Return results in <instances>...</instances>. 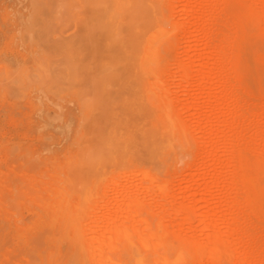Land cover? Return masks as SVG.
Here are the masks:
<instances>
[{
  "label": "rangeland",
  "instance_id": "374dc122",
  "mask_svg": "<svg viewBox=\"0 0 264 264\" xmlns=\"http://www.w3.org/2000/svg\"><path fill=\"white\" fill-rule=\"evenodd\" d=\"M189 1L191 0H0V264H36L35 262L40 259L41 255L44 254L43 251L45 252L49 247L46 236H48V234L52 230L63 227L65 220L69 221L71 224L81 223L82 225L80 224V227L82 228H84L83 224L85 223V227L87 228V230L90 227L103 229L110 226L109 224H111V222L109 221L111 219L109 220V218H111L116 209L118 210V207L119 209L121 207H124L122 206L124 201L123 197L127 198V195L135 194H140L141 197L144 196L142 200L146 198V208L148 206H151L150 208L153 210L152 212V210L148 207L149 210H145L143 212V216L141 215V213L139 215V212L137 213L139 216L133 212L134 215H137L135 218L136 220L137 217L144 219H138L137 222L138 225L141 223L140 226H145L146 224H148L151 227H156V224L158 226V222L161 221L160 223L162 224V227H182L183 230H185L186 228L188 229L190 226L193 227L195 225L194 228L198 229L200 227L201 229L202 223L203 225H206V223L209 221L208 219H210L212 216V218L214 219L211 220L214 222L216 221L215 225H217V227H215L221 229V231H223V234L228 235L231 224H229L227 221H224L223 218H230V215L232 216V214H225L228 213L225 210H228V206H230L232 202H234L235 205L238 204L237 206H234L237 209L242 206L240 208L241 210L239 209L238 211V213L240 212L239 215L241 216L242 220L239 219L240 227L239 230L236 231V235L238 234L237 238L241 237L243 239L242 241L245 243L244 245H242V247H236L235 250L239 252L236 251L235 253L234 250V253L236 254L234 255V257L239 256L237 259L241 261L246 252L245 250L251 249V251H253L255 255L253 261L248 264H264V252H262L264 251V210H262V213L260 214L262 216L260 217L261 219H259L258 215H256L258 213L256 209H252L256 213L254 211H251L250 208L248 211V209H246L248 206V197L246 196L248 195V192L243 193L246 192L245 188L244 191L241 190L239 191L240 193L237 192L236 194L231 192L230 190L228 191L230 180L227 179L234 169V171H236V169L238 168V172H241V169H239L240 166L238 167V162L231 161L233 163H230L228 160V155L230 154V150L232 148L239 150L241 149L243 151L245 150L244 152L249 157V160L253 161V163L259 156L262 157H259L258 159L261 158V160L264 161V34L259 31V26L261 27V25L259 24L264 19L263 16H261L262 20L259 17L264 13V0H232V2L230 0H222V2L225 3L224 5L221 3V7L219 6V8L216 9H207V16L209 20L207 22L208 26L206 25L205 27L208 29H214L220 34L223 33L222 35L225 36V39L227 41V48L225 50V54L227 56H225V62L229 69L227 72V76L231 78V80L233 78V83L235 82L233 88H230L229 85L224 88L223 95L220 98H216V94L218 92L217 88L212 89L209 94L202 96V93L206 89L207 83H195L190 79H188L187 81L183 80L182 82L180 76H178L179 74L176 70L177 67L175 68L174 62H177L175 61L177 57V59L179 60L187 59L188 61H190L193 65V68H195L196 70L201 69L204 64L201 59L202 55H206L207 57H209V67H211V70L217 67V65L215 64V54L210 49L209 45L210 43H214L215 38L203 37L205 28L203 23L198 22L200 11L196 7L197 5L194 3L196 1L193 0V7L190 10L191 12H189V8L187 7V3ZM233 2L234 6H232V4V7L230 8L229 6ZM207 7L208 6H206V8ZM262 10L263 13L261 12ZM252 12L255 15H258L259 12L262 13L258 17H254L256 18L257 23L253 20ZM235 20H239L240 22L236 21L239 24L244 23V25L242 26L240 24L241 27L238 25V23H236L235 25H238L236 28L240 29V31H237V34H235V36H239L238 40L241 44L240 49L228 43V40L231 38L229 37L231 36V33H229L231 29L230 24H232V21H234L233 24H235ZM228 23L229 25H227ZM214 24H218L216 26L217 28L214 26ZM189 30H191V34L193 36L191 34L189 36L184 35ZM244 34H247V37L245 36L244 38ZM126 35H128L129 38H127ZM141 35L143 36L141 37ZM226 35L228 36V38H226ZM136 36H139L141 38L139 39ZM154 36L157 38L159 45H161V51L166 55L167 61H170L169 63L172 64H168V66L171 67H169V69L172 70H170V72L168 73L169 75H171L168 76L169 78L166 77L167 75H165L166 81L164 82L169 87L167 89V93L166 89H160L161 92L164 91L163 94L159 93V89L152 88L155 91V94L151 93L153 91L152 89L151 91H149V94L151 93V98L149 99V102L148 100L146 101L147 105H149L150 107L154 106L152 107V109L160 112L161 108L164 107L162 105L166 104L165 106L167 110L173 116H176V118L178 119L183 118V120L180 119V121L190 124L191 133H187V131H185L186 135H183V140H185L184 142L181 138L183 137L182 134L184 132H182V130L184 129L175 128L173 133L175 148L170 151L171 153L169 152L164 156L162 155L159 159L145 160V156L140 153L141 151H143L141 146H138L136 148L133 144H131L133 146L132 149L130 148V146H126L125 149L117 148V143L114 140V133L112 132L113 126L115 125V120H113L114 116L112 114L114 112V109H121V106H123V104L124 107L127 108V99L125 102L126 96L128 95L131 99V97L136 94L135 92L137 89L127 87V85L124 84L121 85L122 88H119V83H117L118 87H116L115 81H112L111 78H109L110 76L108 73V75H106L109 76L107 79L106 76L100 75L101 73H98V75L94 74L95 76H97L96 78L94 75H90L91 73L93 74L95 70L94 66H98L96 60L99 58L96 59V55L97 57L101 56L104 58V56H106L105 54H109L107 56V59L109 60V57L111 55H122L126 54L125 52L127 51V54H130V51L132 53L131 49L133 47L134 50L137 49L138 46V49L142 51V46L145 45L148 37L149 39L151 37L154 39ZM25 37L28 39H25ZM97 37H99L100 39ZM131 37L133 39L129 40L131 39ZM191 38L192 40H195L196 47L190 57L188 56L187 46L191 44V41H188ZM98 40H100V42ZM57 41H59L60 43H58ZM129 41L132 42L129 43ZM137 41L143 42H139L140 45H138L136 44ZM79 42H81V46L77 45V43ZM126 42L129 43V45ZM134 43L136 45H134ZM86 45L88 48L86 47ZM57 47L60 49H58ZM102 47L107 48V51L106 49H104V51H106L104 52ZM127 47L129 49L126 50ZM86 48L88 50H86ZM48 49L51 50L48 51ZM59 50L61 51L60 53H58ZM85 50L87 52H85ZM95 50L97 51L95 52ZM233 50H236V52H240L241 54H243L242 58H244L239 65L240 71H237L238 68H234L236 67L234 66V61L229 57L230 54L231 56H233L236 53ZM115 51H117V53ZM44 52L49 56H47ZM48 52L50 53L48 54ZM54 58H58L60 62H58V59L57 61L55 59L53 62L56 61V63L58 64L53 63L51 59ZM69 58L70 63L68 64ZM83 58H86L87 61L89 60V62L91 61L90 63L93 66ZM93 58H95V60ZM63 59H65V62ZM104 59H106V57ZM106 60H102L104 64H101L100 62L99 63L101 65H106ZM61 61L65 64H63ZM61 63L63 67L60 65ZM52 64H54V66ZM50 65H52V67ZM69 65H72V67L70 66V69L68 67ZM85 65L87 66L85 67ZM90 65L94 67V69ZM58 66L59 68L61 67L60 69L62 71L58 68ZM77 66L78 68H76ZM79 66L80 68H82L80 69ZM37 67L38 69H36ZM73 67L75 68V71H73ZM90 67L91 73L89 72ZM64 68L68 69L66 70ZM173 68L175 70H173ZM39 69L41 70V72ZM77 69L78 72L83 71L86 74L84 76L83 72L79 73L80 75L77 74ZM105 69H108V67ZM95 71L97 72L98 69H96ZM100 71L103 72L102 69H100ZM172 71L174 72L172 73ZM62 72L63 76L65 75L64 77L61 76ZM87 72L89 73V77L93 80L85 79V81L84 79H82L88 76ZM67 73L70 74V76ZM73 73H76V75H74ZM30 74L33 75L31 78ZM51 77L53 78V80H51ZM80 77L82 80H84V83L81 82L82 80H79ZM71 78L73 81L70 80ZM167 78L169 81L167 80ZM18 79L19 81H16ZM109 79L114 83H111L112 85L110 86V90L113 89L112 86H114V89L116 87L115 91L119 89L117 91L119 95H125L122 98H119V96L117 97L119 98V102L118 100L114 99L115 97L113 98V95L111 99H109L111 94L109 96L107 94V97L109 98H105V100H112L111 103L108 102L109 100L105 102V100L101 99V103H106L104 104V107H106V109V105H109L108 109H110L109 111H111V115H108L107 112V117L111 116V118H113H108V121L110 120L111 125H108L109 127H105L107 128L106 130L104 129L103 121L106 123L107 119H100L101 116L106 117V113H103V104L101 105V109L99 110V105L101 103L99 105L97 103L96 105H98L99 107H96V105L91 101H96L94 99H98V90L95 91L96 88L94 87H97V85H100V83L102 84L101 88L99 89L97 87L99 90H102L100 95L108 92L107 87L108 85H110L109 82H111ZM3 80H5V82ZM179 80H181L180 84ZM85 82L87 83V86L85 85ZM92 82L94 86L90 87V85H92ZM16 85L17 87H14ZM72 87H75V89ZM104 87L106 88V90ZM124 87L128 88V90H125ZM77 88L81 89V94L84 92L83 96L79 93L80 89ZM123 90H125V93H123ZM130 90H132L133 92H131ZM77 91L79 94L77 93ZM104 91L106 92L104 93ZM156 91L162 97L164 96L162 100H160L162 97L159 99L160 96L156 93ZM89 92H92L94 96H90ZM117 92H114V95H118ZM156 94L158 95V99H155L157 98L155 96ZM165 95L169 97L167 100L165 98ZM99 97L101 98L102 96ZM120 99H123V103L120 102ZM169 99L172 100L169 101ZM114 100L116 101L115 104L118 106L114 104ZM164 100H166L164 104L158 105L159 102L163 103L161 101ZM167 101H169L168 104L166 103ZM235 101H238L241 105L237 108V113L240 118L237 119V123L240 125L241 123L242 125L244 123V129L241 134L242 136L240 135L239 137H236L233 140L232 144L229 145L230 147L232 146V148L230 149V147L227 146L226 138L228 134L227 129H229L230 125L232 124L229 115L231 112V107H235L233 103ZM92 103L94 104V106ZM249 103H251L252 105L250 106ZM174 104H176V106ZM247 104L248 106L253 108V110L251 109V114H249V117H247L246 119L245 111L248 107ZM110 105H114L115 108L114 106ZM168 105L169 107H167ZM234 107H232V109ZM219 108L221 111H219L218 115L221 116L218 117L216 116V111L218 112L217 109ZM91 109H97L98 111H95L99 113L96 114V112L93 111V116L91 117ZM118 109H115V111H118ZM128 110L129 109L127 108V111ZM100 113L104 115H100ZM129 113L131 116V112ZM98 115L100 116V118H98ZM87 118L88 120H86ZM92 121H94V123ZM99 122L102 123V126ZM108 124L110 123L108 122ZM122 124L123 122L120 123V127H122ZM216 126L224 128L222 129L219 138L214 137V139H217V142L215 143L216 149L214 148L217 151H214L212 154H206V156L203 157L201 156L200 158L199 151L201 150L199 149L204 147L203 141H209L211 140L210 138H212L213 140L214 134H212V130L214 132L213 128H215ZM194 128L195 130H193ZM96 131H98V134H100L96 135ZM101 131L102 133L105 132L106 134L104 135L105 137L103 138V140L102 138H100V141L98 136L102 137ZM86 133L91 134L87 136ZM94 137L96 138L95 140ZM194 138L196 139L194 140ZM102 141L106 143H103L104 145L103 147H101L102 149H100L99 147L100 150L98 151L97 145L98 143H102ZM83 143H85V145ZM113 144H115L114 148L116 150L113 148ZM86 145H92L93 147H88ZM103 148H108V156L106 155L104 157L102 155L104 153ZM138 148L140 149V151L134 150ZM254 148L258 149L256 150ZM94 149L95 154H99L98 152H100L99 155L101 158L97 155V157L95 156V154L93 153ZM89 150L92 151L91 155L95 157L96 161L94 158H92L91 155H89L90 153L88 154L89 156H87L86 153H88ZM110 150H112V152ZM121 150H123L124 153ZM79 152L82 153L80 154ZM245 153L244 155H246ZM119 155H122V157L118 158L117 156ZM110 156L112 158H110ZM253 156L257 158H254ZM87 157H89V159H92L89 161ZM99 160H102V164H104L102 165L101 162L99 163ZM82 162L85 163H83L84 166ZM91 163H94V165L96 164L95 166L93 165L94 170L93 167H90L92 166ZM77 164L79 165L77 166ZM89 164L90 166H87ZM81 168L83 169L84 173ZM84 168L87 170V172L86 170H84ZM231 168L234 169L232 170ZM254 168L258 169V167L256 166ZM68 169H70L69 172ZM262 169L263 172H261ZM72 170L78 172H76L77 175L74 177H76L79 182L76 181V179H73V175L76 173H74ZM91 170L94 172H99V175L96 173L97 176H94V172H89V175L88 171ZM145 170L155 180L152 185L146 183L145 181V176L141 172L143 171V173H146ZM85 172L87 174H85ZM218 172L223 173L221 174ZM157 173H159L160 175ZM254 173L257 178H259V183L261 182V188L264 189V167L259 168V170L254 171ZM58 174H60L61 176H59ZM79 174L80 179H78ZM220 176L225 179V182L223 181L224 183L221 182L222 184L218 183L220 181L218 177ZM86 178H89V180L87 179L86 181ZM74 180L76 184L74 183ZM59 181L62 183H60ZM207 181L211 182L213 188L211 187L210 182L208 183L209 185L206 186ZM73 183L75 185H78L80 189L76 188V186H72ZM94 183L95 185H93ZM161 184H164V187ZM61 186L62 188H65V193L63 190H61ZM70 186L75 188V190H73V188H67ZM158 186H162L163 189L161 190ZM207 187H209L210 191ZM57 188L61 190L60 193L62 192L61 194L64 196L63 197L60 194V196L64 198L63 199L61 197V202L56 200L57 198H55L56 196H59V191H57ZM81 189H84V191L86 190V192L87 190L88 192L91 191L89 193H92V196L94 198L91 197L90 199L91 195L88 194L90 195L89 198L84 200V198L88 196L84 197L83 191ZM72 190L73 192H76H74L75 194L70 195ZM19 191L21 193H18ZM151 191L152 193H149ZM43 192L46 194H44ZM203 192L206 193L207 196ZM227 192H229L230 194ZM56 193L58 195H56ZM17 194L21 196H18ZM147 194L153 195L149 196ZM148 196L150 197V199L148 198ZM234 197L237 198L233 199ZM203 198H205V200ZM33 199L36 202H34ZM151 200L152 202L154 200L153 203L155 205L151 203ZM30 201L32 202L31 204ZM54 201H56L55 203L58 204L55 205ZM51 203L54 204V208H51V206H53ZM180 203L183 204L182 206L187 205V207H183L180 211ZM260 203L263 204L264 208V195L261 198ZM62 204H67V208L65 207L66 205L63 206ZM68 205H73V209L72 207L68 208ZM84 205L85 210H83V208L82 210L86 212H84V217H82L80 216L81 213L79 212L78 208L84 207ZM57 206H59L58 209L56 208ZM74 206L77 207L75 208ZM166 207L168 208L165 209ZM64 208H66V210L68 209L66 213ZM184 208L186 210H190L193 208V210L196 211L194 217L190 218L186 211L183 212L185 210ZM212 208L216 211L215 213L212 212L213 214L209 213V211H212ZM52 209L54 211H52ZM154 209L157 210L155 211ZM243 211L244 213L242 214L241 212ZM62 212L66 216L63 215ZM78 212L80 214H78ZM178 212H181V214H179ZM56 213H58V215H55ZM87 213H89L88 217ZM93 214L95 216V221H93L92 218ZM50 215L52 216V218ZM122 215H125V212ZM68 216H70V218ZM79 216L81 217V219L83 218L81 221ZM245 216L246 219H244ZM75 217L77 218L75 219ZM184 218H187L190 221H186L187 219ZM255 218L258 220H256ZM26 219L29 221V223ZM62 219H64V222ZM54 221H56L57 223H55ZM219 223H221L222 225ZM87 224L89 225V227ZM92 225L95 226L93 227ZM100 225L103 226L101 227ZM24 227L26 231L24 230ZM28 227H30V229ZM200 229L195 230L196 234H194L193 236H197L196 238L199 237L198 239L200 241L206 242V239L209 237L205 235L203 228L201 230ZM225 235L223 236L225 237ZM225 238L230 239V237ZM234 238L236 239V237ZM43 240H45V242ZM247 241H250V243H248ZM43 243H45L44 246ZM246 243H248L250 246ZM34 248L37 249L35 250ZM31 250L35 252L33 253L34 255L37 254L35 256L31 254L32 256H34L32 257L34 258V260L37 256V260L35 262L32 259L33 263L30 261V252H32ZM27 252L29 254H27ZM255 256L258 258H256ZM199 257L190 256L187 258L184 264H203L202 262H206V260H204L205 257H207L206 255H203L200 258ZM26 259L30 262L26 261ZM57 260L59 259H53L51 260V262H55ZM240 263L247 264L242 261Z\"/></svg>",
  "mask_w": 264,
  "mask_h": 264
},
{
  "label": "bare ground",
  "instance_id": "6f19581e",
  "mask_svg": "<svg viewBox=\"0 0 264 264\" xmlns=\"http://www.w3.org/2000/svg\"><path fill=\"white\" fill-rule=\"evenodd\" d=\"M196 2H194L197 6V8L199 9V11H200V16H199V18H198V22H200V23H203V25H204V28H205V31L203 32V37L204 38H212V37H214L215 38V41H214V43L212 44V43H210L209 45H210V49L214 52V56H215V64L217 65V67L216 68H214V69H212L211 70V67H209L210 65H209V57H207L206 55H202V61H203V67L201 68V69H198V70H196L195 68H193V65H192V63L190 62V61H188L187 59H177V57H176V59H175V61H177V62H174L175 63V68L177 67V73L179 74H177L178 76H180V79L182 80V82H183V80L185 81H187L188 79H190V80H192V82H195V83H207V85H206V89H205V91L202 93V96H205V95H207V94H209L210 92H211V90L212 89H214V88H217L218 89V92H217V94H216V98H220V97H222V95H223V90H224V88H226L228 85L230 86V88H233L234 87V83H233V78H232V80H231V78H229L228 76H227V72H228V67H227V64H226V62H225V59H226V57L225 56H227L226 54H225V50H226V45H227V41H226V39H225V36L224 35H222L223 33H219V32H217L216 30H214V29H208V28H206L205 26L207 25V22H208V16H207V9L209 8H214V9H216V8H219V6L221 5V3L224 5V3L222 2V0H195ZM231 2H232V0H230ZM233 4V5H232ZM234 6V2L233 3H231L230 4V8L232 7V6ZM20 6V5H19ZM206 6H208L207 8H206ZM253 6V5H252ZM251 6V7H252ZM263 6V5H262ZM187 7L189 8V12H191L190 10H191V8L193 7V0H191V1H189L188 3H187ZM221 7V6H220ZM238 7V6H237ZM250 7V6H249ZM254 7V6H253ZM256 7V6H255ZM261 9H262V7H261ZM230 10V9H229ZM249 10H250V8H249ZM253 10V9H252ZM251 10V11H252ZM257 10V9H256ZM208 11H210V10H208ZM259 11V10H258ZM257 11V12H258ZM248 12V11H247ZM254 12V11H253ZM252 12V16H253V20L254 21H256V18H254V17H258L260 14H262L263 13V10L261 11L262 13H260L259 12V14L258 15H255L254 13ZM249 13V12H248ZM256 13V12H255ZM257 14V13H256ZM19 15V14H18ZM209 15V14H208ZM247 16V15H246ZM261 16H263V18H264V13H263V15H260L259 17L261 18ZM244 17V16H243ZM249 19H250V17H249ZM248 20V19H247ZM261 20H262V18H261ZM260 20V21H261ZM236 21H238V22H240L239 20H235V24H233V22L234 21H232V24H230L231 25V29H230V31H229V29H228V31H229V33H231V36H229V37H231L229 40H228V43L229 44H231L232 46H234V47H236V48H238V49H240V46H241V44H240V42H239V40H238V38H239V36H235V34H237V31H240V29L238 28H236L238 25L240 26V24L238 23V22H236ZM243 21V20H242ZM259 21V22H260ZM219 22V21H218ZM215 23V22H214ZM217 23V22H216ZM236 23H238V25L237 26H235L236 25ZM252 23V22H251ZM253 23H255V22H253ZM256 23H257V21H256ZM209 24V23H208ZM218 24H214V26L216 27ZM227 25H229V23L227 24ZM242 25H244V23L243 24H241V26ZM259 25H261V27L259 26ZM258 26H259V31H261L263 34H264V19L260 22V24H259ZM208 26V25H207ZM240 26V27H241ZM228 27H230V26H228ZM250 27V26H249ZM217 28V27H216ZM224 28V27H223ZM28 29V28H27ZM246 29V28H245ZM223 30V29H222ZM26 31V30H25ZM236 31V32H235ZM260 32V33H261ZM248 33V32H247ZM187 34V35H186ZM186 34H184L185 36H189L190 34H191V30H189ZM192 35V34H191ZM25 36V35H24ZM127 36V38H129L128 37V35H126ZM140 36V35H139ZM139 36H136V37H138L139 39L143 36V35H141V37H139ZM193 36V35H192ZM227 36V35H226ZM244 36V38H245V36L247 37V34H244L243 35ZM28 37V36H27ZM113 37V36H112ZM161 37V36H160ZM159 37V38H160ZM97 38H99V37H97ZM110 38V37H109ZM187 38V37H186ZM226 38H228V36L226 37ZM240 38H241V36H240ZM25 39H28V38H26L25 37ZM100 39V38H99ZM133 38L131 37V39H129V40H132ZM139 39H136V40H139ZM23 40V39H22ZM37 40V39H36ZM53 40V39H52ZM108 40V39H107ZM126 40H128V39H126ZM185 40V39H184ZM56 41V40H55ZM54 41V42H55ZM99 42H100V40H98ZM188 41H191V44H189L188 46H187V50H188V56H190L191 57V54H192V52H193V50L195 49V47H196V44H195V40H192V38L191 39H189ZM230 41V42H229ZM27 42V41H26ZM25 42V43H26ZM53 42V43H54ZM58 43H60L59 41H57ZM83 42V41H82ZM92 42V41H91ZM104 42V41H103ZM125 42V41H124ZM123 42V43H124ZM128 42V41H127ZM126 42V43H127ZM132 42V41H131ZM130 41H129V43H131ZM140 43H142L143 41H139ZM139 42L137 41L136 42V44H138V45H140L139 44ZM32 43V42H31ZM36 43H37V41H36ZM46 43H47V41H46ZM56 43V42H55ZM80 43V44H79ZM79 43H77V45L78 46H81V42H79ZM96 43H98V42H96ZM102 43V42H101ZM129 43H127L128 45H129ZM52 44V43H51ZM57 44V43H56ZM75 44H76V42H75ZM74 44V45H75ZM92 44V43H91ZM125 44V43H124ZM133 44V43H132ZM135 43H134V45H136ZM228 44V45H229ZM49 45H50V41H49ZM48 45V46H49ZM93 45H95V44H93ZM126 45V44H125ZM131 45V44H130ZM72 46V45H71ZM84 46H85V44H84ZM133 46V45H132ZM86 47H87V45H86ZM58 48V47H57ZM88 48V47H87ZM86 48V50H88ZM93 48H95V47H93ZM103 48V51H104V49H106V51H107V48H105V47H102ZM110 48V47H109ZM130 48H131V46H130ZM134 48V47H133ZM133 48L131 49L132 50V53H134V54H132L131 53V51L129 52L130 54H127L128 53V51L127 52H125L126 54H122V55H111L110 57H109V60L107 59V56L109 55H107V54H105L106 56H104V58L106 57V59L108 60H106V59H104L103 57H97V55H96V59L97 58H99V59H97L96 60V62L98 63L97 65L98 66H94L95 67V70L96 69H98V71H100V69H102V71L104 72H96L95 70H94V72H93V74L90 72V69H91V67L93 66L90 62H89V60L87 61V59H86V61L89 63V64H91L90 66V68H89V72L91 73V75L90 76H93L94 74H96V75H98V73H101L100 75H104V76H106V75H108L109 74V76H106V79L109 77V78H111V80L113 81H115V86L116 87H118V84L117 83H119V85H120V87L119 88H122V84H124V85H127V87H131V88H136L137 90H136V94H134L132 97H131V99H130V97L127 95L126 96V98H125V102H126V99H127V108L129 109L128 111H127V108L126 107H124V104H123V106H121L122 108V110L121 109H118V108H115V106L114 105H110V106H114V108L115 109H118V111H115V109H114V112L112 113L113 114V116H114V119L113 118H111V116H109L110 117V119H113V120H115V125L113 126V135H114V140L116 141V143H117V148H119V149H125V147L127 146H130V148L132 149V145L131 144H133L136 148L139 146H141L142 147V150L143 151H141L140 153H142L144 156H145V160H147V159H159L162 155L164 156L165 154H168L170 151H172L174 148H175V143H174V141H173V133H174V129L175 128H179V129H184V130H182V132H184L185 133V131H187V133H191L190 131H191V126H190V124H187L186 122L184 123L183 121H180V119H182L183 120V118H176V116H173L168 110H167V108H166V104L165 105H162V104H164V102L169 98L168 96H166L165 98H166V100H164V101H161V102H163V103H160L159 102V104L158 105H162V106H164L163 108H161V111L160 112H158V111H156V110H154V109H152V107H154V106H152V107H150L149 105H147V100H148V102H149V99L151 98V96H150V94L152 93V94H155V91L152 89V88H154V89H159V91H160V89H163V90H165L166 89V93H167V89L169 88L168 87V85L164 82V81H166V77H168V76H171V75H169L168 73L170 72V70H172V69H169V67L170 66H168V64L169 65H172V64H170L169 62L170 61H167V58H166V55L165 54H163L162 53V51H161V45H159V42L157 41V38L154 36V39L151 37L150 39H149V37H148V39H147V41H146V43H145V45H143L142 46V51H140V49H138V46H137V49H134L133 50ZM58 49H60V48H58ZM116 49V48H115ZM127 49H129L128 47L126 48V50ZM231 49V48H230ZM49 50H51V49H48V51ZM63 50V49H62ZM71 50H73V49H71ZM85 50V52H87ZM100 50V49H99ZM98 50V51H99ZM138 50V51H137ZM45 51V50H44ZM93 51V50H92ZM97 50H95V52H96ZM102 51V52H103ZM106 51H104V52H106ZM113 51V50H112ZM112 51H111V53H112ZM120 51V50H119ZM134 51V52H133ZM167 51V50H166ZM177 51V50H176ZM228 51V50H227ZM234 51V50H233ZM61 51L59 50V52L58 53H60ZM64 52V51H63ZM78 52V51H77ZM116 53H117V51H115ZM168 52V51H167ZM234 52H236V50L234 51ZM45 53V52H44ZM50 52H48V54H49ZM73 53H75V52H73ZM91 53H93V52H91ZM46 54V53H45ZM54 54V53H53ZM63 54V53H62ZM80 54H82V53H80ZM88 54H89V52H88ZM120 54V53H119ZM176 54H177V52H176ZM47 55V54H46ZM64 55V54H63ZM71 55V54H70ZM94 55H95V53H94ZM93 55V56H94ZM173 55V54H172ZM233 55V54H232ZM47 56H49V55H47ZM171 56V55H170ZM180 56V55H179ZM242 56H243V54H241L240 52H236L233 56H231V54H230V58L234 61V66H236V67H234L235 69H237V71L239 70V68H240V64H241V61H242V59L244 58H242ZM65 57V56H64ZM73 57V56H72ZM91 57V56H90ZM173 57V56H172ZM42 58V57H41ZM66 58V57H65ZM95 58H93L94 60H95ZM103 58V59H102ZM183 58V57H182ZM229 58V59H230ZM249 58V57H248ZM56 59V61H57V59L58 58H54V59H51L52 60V62L54 61ZM76 59V58H75ZM84 59V58H83ZM84 59V60H85ZM104 61V60H106V62L105 63H107L106 65H101V64H104V62L102 61V60ZM207 59H208V61H207ZM64 60V62H65V59H63ZM62 60V61H63ZM99 60V61H98ZM49 61V60H48ZM56 61L55 62H53V63H56ZM61 61V62H62ZM67 61H68V58H67ZM66 61V62H67ZM78 61H80V60H78ZM227 61V60H226ZM249 61V60H248ZM247 61V62H248ZM45 62V61H44ZM58 62H60L59 61V59H58ZM84 62V61H83ZM101 64H100V63ZM103 62V63H102ZM63 63V62H62ZM62 63L60 64L62 67H63V65H62ZM70 63V58H69V62H68V64ZM71 63H73V62H71ZM81 63H82V61H81ZM87 63V64H88ZM56 64H58V63H56ZM55 64V65H56ZM63 64H65V63H63ZM75 64V63H74ZM78 64V63H77ZM226 64V65H225ZM19 65V64H18ZM53 66H54V64H52ZM52 65H50L51 67H52ZM38 66V65H37ZM49 66V67H50ZM70 66L72 67V65H69L68 67H69V69H70ZM75 66V65H74ZM83 66H84V64H83ZM87 65H85V67H86ZM105 66V67H104ZM19 67V66H18ZM94 67H92L93 69H94ZM99 67H101V68H99ZM102 67H104V68H102ZM108 67V69H105V68H107ZM232 67V66H231ZM44 68V67H43ZM47 68V67H46ZM55 68V67H54ZM58 68H59V66H58ZM57 68V69H58ZM61 68V67H60ZM59 68V69H60ZM74 68V67H73ZM76 68H78V66L76 67ZM79 68H80V66H79ZM82 68V67H81ZM80 68V69H81ZM171 68V67H170ZM243 68V67H242ZM31 69V68H30ZM36 69H38V67L36 68ZM56 69V68H55ZM58 69V70H59ZM63 69V68H62ZM64 69H68V68H64ZM72 69V68H71ZM79 69V70H80ZM231 69V68H230ZM40 70V69H39ZM46 70V69H45ZM61 70V69H60ZM59 70V71H60ZM65 70V71H66ZM73 70V69H72ZM87 70V69H86ZM108 70V71H107ZM173 70H175L174 68H173ZM15 71V70H14ZM18 71V70H17ZM36 71V70H35ZM48 71V70H47ZM58 71V72H59ZM62 71V70H61ZM73 71H75V68H74V70ZM72 71V72H73ZM88 71V70H87ZM240 71V70H239ZM12 72V71H11ZM27 72V71H26ZM40 72H41V70H40ZM78 72V69L76 70V73ZM81 72H83V71H81ZM81 72H78L77 74H79V73H81ZM96 72V73H95ZM106 72V73H105ZM110 72V73H109ZM174 71H172V73H173ZM13 73V72H12ZM43 73V72H42ZM49 73V72H48ZM52 73H53V71H52ZM76 73L74 74V75H76ZM84 74H83V76L86 74L85 72H83ZM88 73V72H87ZM108 73V74H107ZM171 73V74H172ZM33 74V73H32ZM32 74H30L31 76H30V78L33 76ZM62 75L61 76H63V72L61 73ZM68 74V73H67ZM66 74V75H67ZM174 74H176V73H174ZM245 74V73H244ZM14 75V74H13ZM12 75V76H13ZM46 75H49V74H46ZM69 76H70V74H68ZM80 75V74H79ZM78 75V76H79ZM165 75H167L166 77H165ZM17 76V75H16ZM20 76V75H19ZM55 76H57V75H55ZM58 76H59V74H58ZM65 76V75H64ZM63 76V77H64ZM77 76V77H78ZM82 76V77H83ZM95 76V75H94ZM177 76V77H178ZM14 77V76H13ZM54 77V76H53ZM86 77H88V78H86ZM86 77H84V78H82V79H91V80H93L92 78H90L89 77V73H88V76H86ZM97 76H95V78H96ZM16 78V77H15ZM39 78V77H38ZM52 78V77H51ZM55 78V77H54ZM67 78V77H66ZM169 78V77H168ZM168 78H167V80H168ZM174 78H175V75H174ZM33 79V78H32ZM35 79V78H34ZM42 79V78H41ZM81 79V77H80V81L82 80ZM165 79V80H164ZM12 80V79H11ZM51 80H53V78L51 79ZM70 80H72V78L70 79ZM84 80H82L81 82H83L84 83ZM105 80V79H104ZM110 80V79H109ZM110 80V81H111ZM181 80H179V84H180V82H181ZM4 82H5V80H3ZM16 81H19V79L18 80H16ZM15 81V82H16ZM20 81H22V80H20ZM42 81V80H41ZM56 81H58V80H56ZM64 81V80H63ZM73 81V80H72ZM79 81V82H80ZM86 81V80H85ZM109 82L110 83V85H108V87H107V89H108V92L107 93H105L106 91H104V93L106 94H103V95H100L101 94V91L102 90H99L100 88H101V83H100V85H97V87L99 88H97V87H94V88H96L95 89V91H97L98 92V94L99 95H97L98 96V99H94V100H96V101H91V102H93L95 105L98 103V105L101 103V99L102 100H105V98L107 97V94H108V96L110 95V98L109 97H107V98H109V99H111V97H112V95H113V98L115 99V100H118V102H119V98H122L124 95H119L118 94V90L117 91H115L116 90V87H115V89H114V86H112L113 87V89H111L110 90V86L112 85L111 83H113V82ZM169 81V80H168ZM14 82V83H15ZM53 82H55V81H53ZM66 82V81H65ZM68 82V81H67ZM17 83V82H16ZM40 83V82H39ZM61 83V82H60ZM69 83V82H68ZM76 83H78V82H76ZM75 83V84H76ZM82 83V84H83ZM91 83V82H90ZM166 85H165V84ZM168 83V82H167ZM1 84V83H0ZM3 84V83H2ZM57 84V83H56ZM62 84H63V82H62ZM67 84V83H66ZM66 84H65V86H66ZM87 83L85 82V85H86ZM89 84V83H88ZM107 84V83H106ZM114 84V83H113ZM11 85H12V83H11ZM23 85V84H22ZM170 85V84H169ZM28 86V85H27ZM87 86V85H86ZM92 86H94L93 85V82H92V85H90V87H92ZM172 86V85H171ZM170 86V87H171ZM174 86V85H173ZM13 87V86H12ZM14 87H17V85L16 86H14ZM55 87V86H54ZM64 87V86H63ZM62 87V88H63ZM105 87H106V85H105ZM104 87V88H105ZM25 88V87H24ZM27 88V87H26ZM72 88H74L75 89V87H72ZM77 89H80V88H77ZM124 89L126 90H128V88H125L124 87ZM151 89L153 90L150 94H149V91H151ZM105 90H106V88H105ZM125 90H123V93H125ZM162 90V91H163ZM3 91V90H2ZM81 89L79 90V93L81 94ZM111 91H113V92H111ZM131 92H133L132 90H130ZM233 91V90H232ZM237 91V90H236ZM100 92V93H99ZM114 92H117V94L118 95H114ZM128 92V91H127ZM154 92V93H153ZM164 92V91H163ZM163 92H159V93H163ZM170 92V91H169ZM168 92V93H169ZM231 92V91H230ZM20 93V92H19ZM58 93V92H57ZM77 93H78V91H77ZM78 93V94H79ZM84 93V92H83ZM83 93L81 94L82 96H83ZM88 93V92H87ZM156 93H157V91H156ZM89 94H90V96L92 95V96H94L93 95V93L91 92H89ZM158 94V93H157ZM155 95L156 97L159 95ZM164 94V93H163ZM231 94V93H230ZM79 96V95H78ZM99 96H102L101 98L99 97ZM119 96V98H117ZM160 97H159V99L162 97L161 95H159ZM239 97V96H238ZM155 98V97H154ZM164 98V96L160 99V100H162ZM77 99H79V98H77ZM108 99V100H109ZM124 99V98H123ZM122 99V100H123ZM155 99H158V97L157 98H155ZM91 100V99H90ZM108 100H105V102L106 101H108ZM114 100V104H115V101ZM122 100L120 99V102H122ZM172 100V99H171ZM170 99H169V101H171ZM99 101V102H98ZM169 101H167L166 103L168 104L169 103ZM238 101H240V100H238ZM238 101H235V102H233L234 103V105H235V107L234 106H232V107H234L233 109H232V107H231V112H230V117L229 118H231V121H232V124L230 125V128L229 129H227V131H228V134H227V138H226V143H227V146H229V145H231L232 144V142H233V140L236 138V137H239L241 134H242V132H243V129H244V123H243V125H242V123H241V125L240 124H238L237 122H238V120L237 119H240L239 118V115H238V111H237V108L239 107V106H241L240 105V103L238 102ZM104 102V104H106ZM108 102H112V100L110 101H108ZM158 102V101H157ZM90 103V102H89ZM92 103V104H93ZM123 103V102H122ZM94 104H93V106H94ZM103 103H101L99 106L98 105H96V107H99V110L101 109V105H102ZM104 104H103V107H104ZM151 104V103H150ZM157 104V103H156ZM250 104V106L252 105L251 103H249ZM116 105V104H115ZM153 105H155V104H153ZM175 106H176V104H174ZM88 106H90V105H88ZM107 106V109H108V106L109 105H106ZM116 106H118V105H116ZM119 106V107H120ZM174 106V107H175ZM247 106H248V104H247ZM250 106H248L247 108H246V113H245V118L247 119V117H249V114H251V109L253 110V108H251ZM95 107V108H96ZM102 107V108H103ZM167 107H169V105L167 106ZM94 108V107H93ZM105 108V109H104ZM103 108V113L106 115V117H104V116H101V118H100V116L98 117V118H100V119H107V122L105 123L103 120V123H104V129H106L107 130V128H105V127H109L108 125H111V122H110V120L108 121V118L109 117H107L108 115H111V111H109L110 109H106V107H104ZM178 108V107H177ZM177 108H175V109H177ZM92 111H91V113H92V115H90L91 117L93 116V111H95V110H97V109H95V110H93V109H91ZM105 110V111H104ZM121 110V111H120ZM180 110V109H179ZM218 110V112L216 111V113H217V115L216 116H221V115H218V113H219V111H221L220 110V108L219 109H217ZM98 111V110H97ZM96 112V111H95ZM107 112H108V115H107ZM110 112V113H109ZM129 112H131V116H130V113ZM158 112V113H157ZM99 113V112H98ZM97 112H96V114H98ZM129 113V114H128ZM104 114H101L100 113V115H104ZM95 115V114H94ZM89 116V115H88ZM96 116V115H95ZM133 116V117H132ZM243 116V115H242ZM104 117V118H103ZM89 118V117H88ZM88 118L86 119V120H88ZM97 119V118H96ZM105 119V120H106ZM243 119V118H242ZM58 121V120H57ZM97 121V120H96ZM101 121V122H102ZM93 123H94V121H92ZM101 122H99V123H101ZM108 122L110 123V124H108ZM123 122V124H122V127H120V123H122ZM98 123V124H99ZM113 124V123H112ZM117 124H119V125H117ZM90 126V125H89ZM101 126H102V123H101ZM111 127V126H110ZM229 127V126H228ZM89 129H91V128H89ZM96 129V128H95ZM101 129H102V127H101ZM214 129V132H213V130H212V134H214L213 135V140H212V138H210L211 140H209V141H203L204 142V147H200L201 149H199V150H201V151H199V156H200V158H201V156L203 157V156H206V154H212L214 151H217V150H215L216 148H215V143L217 142L216 140L217 139H214V137L215 138H219V136H220V133H221V131H222V129H224V128H221L220 126H216L215 128H213ZM193 130H195V128L193 129ZM192 130V131H193ZM94 131V130H93ZM179 131H181V130H179ZM178 131V132H179ZM245 131V130H244ZM246 131H248V130H246ZM107 132V131H106ZM223 132H224V130H223ZM96 133V135L98 134V131H96L95 132ZM182 134V136L184 135H186V133L185 134ZM89 134H91V133H89ZM89 134H87L86 133V135L88 136ZM93 134V133H92ZM100 134V133H99ZM98 134V135H99ZM106 133L105 132H103L102 133V131H101V135H102V137H100V136H98V138H99V140L101 141V139L100 138H102V140H103V138L105 137L104 135H105ZM109 134H111V133H109ZM194 134V133H193ZM243 135H244V133H243ZM80 136H82V135H80ZM109 136V135H108ZM107 136V137H108ZM184 136L183 137H181L182 138V140H183V138H184ZM242 136V135H241ZM252 136V135H251ZM90 137H91V135H90ZM194 137H196V136H194ZM89 138V137H88ZM111 138V137H110ZM177 138V137H176ZM175 138V139H176ZM188 138V137H187ZM85 139V138H84ZM93 139V138H92ZM96 138L94 137V140H95ZM186 139V138H185ZM189 139V138H188ZM196 138H194V140H195ZM87 140V139H86ZM105 140V139H104ZM246 140V139H245ZM88 141H90V140H88ZM92 141V140H91ZM99 141V142H100ZM184 142H185V140H183ZM197 141H198V139H197ZM235 141H237V140H235ZM98 142V141H97ZM200 142H202V141H200ZM243 142V141H242ZM106 143V142H103L102 141V143H98V145H97V147H98V151L100 150V149H102L101 147H103V145ZM183 143V142H182ZM199 143V142H198ZM84 145H85V143H83ZM95 144V143H94ZM99 144H100V146H99ZM185 144V143H184ZM200 144V143H199ZM203 144V143H202ZM238 144H240V143H238ZM83 145V146H84ZM257 145H259V144H257ZM86 146H88V145H86ZM92 145H90V146H88V147H91ZM114 146H115V144H113V148H114ZM233 146H235V145H233ZM242 146V145H241ZM261 146V145H260ZM93 147V146H92ZM99 147H100V149H99ZM122 147V148H121ZM189 147V146H188ZM230 147V146H229ZM228 147V148H229ZM262 147V146H261ZM198 148V147H197ZM215 148V149H214ZM232 148V146L230 147V149ZM93 149V148H92ZM104 150H103V156L105 157L106 155L108 156V152H107V149L108 148H103ZM115 149V148H114ZM128 149V148H127ZM192 149V148H191ZM244 149V148H243ZM254 149H256V148H254ZM258 149V148H257ZM256 149V150H257ZM87 150V149H86ZM116 150V149H115ZM129 150V149H128ZM134 150H139L140 151V149L138 148V149H134ZM88 151V150H87ZM95 149L93 150V153L95 154ZM111 152H112V150H110ZM122 152H123V150H121ZM229 151V150H228ZM245 151V150H244ZM243 150H239V149H231L230 150V154L228 155L229 157V162L230 163H233V162H238V167H239V169H241V172H238V168L236 169V171H234L235 169V167L234 168H231L232 170H230V171H232L231 172V175L230 176H228V175H226V176H228V180H230V183H229V187H228V191L230 190L231 192H233V193H237V192H239V191H241V190H243L244 191V188L246 189V192H243V193H247L248 195H246L247 197H248V206H247V208L246 209H248V211H249V208H250V210L251 211H254L255 209L257 210V214L256 215H258V217H259V219H261L260 217H262L260 214L262 213V210H264V208H263V201H262V203H260V200H261V198L263 197V195H264V189L263 188H261V182L259 183V178H257V176L255 175V173H254V171H256V170H259V168H261V167H264V161L263 160H261V158L260 159H258L259 157H262V156H259L258 158L257 157H255V156H257V155H255V156H253L254 158H257V159H255V161H254V163H253V161H251V160H249V157L247 156V154L244 152ZM91 150H89V152L88 153H86L87 154V156H89V155H91ZM121 152V153H122ZM133 152H135V151H133ZM138 152V151H137ZM80 153V152H79ZM78 153V154H79ZM82 153V152H81ZM80 153V154H81ZM90 153V154H89ZM99 154H100V152H98ZM124 153V152H123ZM126 153V152H125ZM128 153V152H127ZM139 153V154H140ZM171 153V152H170ZM244 153L246 154V155H244ZM85 154V155H86ZM89 154V155H88ZM99 154H95V156L97 155L98 157H100V155ZM111 154V153H110ZM136 154V153H135ZM198 154V153H197ZM125 155V154H124ZM124 155H123V157H124ZM127 155V154H126ZM137 155V154H136ZM135 155V156H136ZM253 155V154H252ZM83 156H84V154H83ZM92 156V158H94L95 159V157L93 156V155H91ZM96 156V157H97ZM116 156V155H115ZM264 156V155H263ZM79 157V156H78ZM118 158L119 157H122V155L120 156H117ZM80 158V157H79ZM88 158V160L90 161L91 159H89V157H87ZM101 158V157H100ZM106 158H108V157H106ZM110 158H112L111 156H110ZM138 158V157H137ZM199 158V157H198ZM81 159V158H80ZM79 159V160H80ZM94 159H93V161H94ZM117 159V158H116ZM264 159V158H263ZM79 160H77V161H79ZM98 160V159H97ZM113 160V159H112ZM118 160V159H117ZM161 160V159H160ZM74 161V160H73ZM95 161H96V159H95ZM231 161H233V162H231ZM101 162V164H102V160H99V163ZM108 162V161H107ZM112 162V161H111ZM155 162V161H154ZM71 163V162H70ZM84 162H82V164H83ZM96 163V162H95ZM72 164V163H71ZM85 164V163H84ZM84 164H83V166H84ZM100 164V165H101ZM104 164V163H103ZM102 164V165H103ZM76 165V164H75ZM79 164H77V166H78ZM91 165L92 166H90V164L89 165H87V166H90L91 168L93 167V165H94V163H91ZM96 165V164H95ZM94 165V166H95ZM99 165V164H98ZM101 165V166H102ZM236 165V164H235ZM76 166V167H77ZM82 166V167H83ZM107 166V165H106ZM230 166V165H229ZM258 167V169H255L254 167ZM232 167V166H231ZM237 167V166H236ZM82 169V168H81ZM88 169H89V167H88ZM69 170L70 169H68V172H69ZM75 170H76V168H75ZM84 170H86L85 168H84ZM93 170H94V167H93ZM148 170V169H147ZM151 170V169H150ZM73 171V170H72ZM82 171H83V169H82ZM99 171V170H98ZM74 173H76L77 171H73ZM86 172H87V170H86ZM85 172V174H87ZM89 172H94V171H88V173ZM142 172V174L145 176V181H146V183H148V184H150V185H152L153 184V182H155V180L153 179V177L152 176H150L147 172H146V170H145V172L146 173H143V171H141ZM261 172H263V169L261 170ZM59 173V172H58ZM78 173V172H77ZM77 173L76 174H74L73 175V177L74 176H76L77 175ZM81 173V172H80ZM83 173H84V171H83ZM82 173V174H83ZM99 173V172H94L93 173V175L94 176H97V174ZM105 173V172H104ZM103 173V174H104ZM218 173H221V172H218ZM223 173V172H222ZM221 173V174H222ZM260 173V172H259ZM73 174V173H72ZM157 174H159V173H157ZM59 176H61L60 174H58ZM89 175H90V173H89ZM99 175V174H98ZM160 175V174H159ZM218 175V174H217ZM56 176V175H55ZM222 176V175H221ZM218 177V179L220 180L218 183H221V182H223L225 179L224 178H222V177ZM224 176V175H223ZM262 176V175H261ZM80 177V174H79V176H78V179H80L79 178ZM207 177V176H206ZM205 177V178H206ZM91 178V177H90ZM204 178V179H205ZM210 178V177H209ZM66 179V178H65ZM73 179H76V181H78L77 180V178L76 177H74ZM87 179L89 180V178H86V181H87ZM207 179V178H206ZM217 179V180H218ZM82 180V179H81ZM80 180V181H81ZM194 180V179H193ZM211 180V179H210ZM228 180H226V181H228ZM62 181H64V180H62ZM212 181H215V180H212ZM60 182V181H59ZM79 182V181H78ZM188 182H191V181H188ZM210 181H207L206 182V186L207 185H209L208 183H209ZM225 182V181H224ZM223 182V183H224ZM60 183H62V182H60ZM65 183H67V182H65ZM64 183V184H65ZM74 183H75V180H74ZM73 183V185L72 186H76V188H78V189H80L79 187H78V185H75ZM88 183V182H87ZM164 183H166V182H164ZM192 183H193V181H192ZM203 183H205V182H203ZM216 183V182H215ZM217 183V184H218ZM158 184V183H157ZM198 184V183H197ZM213 184V183H212ZM222 184V183H221ZM93 185H95V183L93 184ZM159 185H160V183H159ZM162 186L164 185V184H161ZM199 185V184H198ZM205 185V184H204ZM210 185H211V182H210ZM214 185V184H213ZM220 185V184H219ZM63 186V185H62ZM62 186L60 187V188H62ZM72 186H70V187H67V188H73ZM82 186V185H81ZM124 186H126V185H124ZM162 186H158V187H160V189L162 190L163 189V187ZM167 186V185H166ZM223 186H225V185H223ZM22 187H23V185H22ZM36 187V186H35ZM50 187V186H49ZM64 187V186H63ZM88 187H89V185H88ZM162 187V188H161ZM202 187V186H201ZM210 187V186H209ZM209 187H207L208 188V190H209ZM211 187L213 188V186L211 185ZM210 187V188H211ZM221 187V186H220ZM48 188V187H47ZM81 188H83V187H81ZM94 188V187H93ZM204 188V187H203ZM38 189V188H37ZM49 189V188H48ZM58 189V190H57ZM56 190L57 191H59L58 193H59V196L57 197L56 195H58L57 193H56V197L55 198H57L56 200H58V201H60L61 200V197L63 196L61 193H60V191L61 190H63L64 191V193H65V188H62L61 190L59 189V188H57ZM206 189V188H205ZM51 190V189H50ZM56 190H55V192H56ZM73 190H75V188H73ZM73 190L71 191V193H70V195H72V194H75L74 192H76V191H74L73 192ZM82 191H83V196L84 197H86V196H88V197H86V198H84V200H86V199H88L89 198V196H90V199H91V197H93L92 196V193H89V192H91V191H89L88 192V190H87V192H86V190L84 191V189H81ZM80 190V191H81ZM165 190V189H164ZM226 190H227V188H226ZM22 191V190H21ZM39 191V190H38ZM92 191H93V189H92ZM201 191H203V190H201ZM205 191H207V190H205ZM210 191V190H209ZM209 191H207V192H209ZM84 192H86V193H84ZM226 192V191H225ZM18 193H21L20 191L18 192ZM41 193V192H40ZM44 193V192H43ZM134 193V192H133ZM132 193V194H133ZM136 193H138V192H136ZM141 193V192H140ZM149 193H152V191L151 192H149ZM204 193V192H203ZM203 193H201V194H203ZM227 193H229V192H227ZM240 193V192H239ZM44 194H46V193H44ZM49 194V193H48ZM51 194H53V193H51ZM60 194L62 195V196H60ZM88 194H90V195H88ZM129 194H131V193H129ZM135 194V193H134ZM171 194V193H170ZM204 194H206V193H204ZM209 194V193H208ZM230 194V193H229ZM18 196H21V195H19V194H17ZM23 195V194H22ZM66 195V194H65ZM147 195H149V194H147ZM151 195H153V194H151ZM151 195H149V196H151ZM51 196V195H50ZM125 196V195H124ZM148 196V198L150 199V197ZM206 196H207V194H206ZM17 197V196H16ZM41 197V196H40ZM52 197V196H51ZM60 197V198H59ZM64 197V196H63ZM62 197V198H63ZM144 196H140V194L138 195V194H135V195H127V198L125 199L124 197H123V199H124V201H123V205L122 206H124V207H121L120 209H119V207H118V210L116 209V211L112 214V216H111V218H109V222H111V224H109L110 226H108V227H105V228H101V229H99V228H89L88 230H87V228L85 227L86 225H85V223L83 224V226H84V228H82V227H80V224H78V223H76V224H71L69 221H67V220H65V223H64V226L63 227H61V228H56V229H54V230H52L50 233H49V231H48V236H46L47 238H46V240L48 241V243H49V247H48V243H47V249H46V251L44 252L43 251V255H41L40 256V259L39 260H37V256L35 257V260H34V258H32V257H34L35 255H37V254H33V253H35L34 251L37 249H33L34 251H32V252H30V255L31 254H33L34 256H32L31 255V259H30V261L32 262V259L34 260V262L36 263V264H184L185 263V261L187 260V258L188 257H190V256H193V257H201V256H203V255H206L207 257H205V259L204 260H206V262L204 263V262H202L203 264H241L240 262L242 261V262H244V263H250L251 261H253V259H254V255H255V253L253 252V251H251V249L249 250H245L246 252H245V254H244V256L242 257V260L241 261H239V259H237L238 257L237 256H235L234 257V255H236L235 253H236V251L237 250H235L236 249V247L238 246V247H242V245H244V243L245 242H243L242 240V238L240 237H238L237 238V235H236V231L237 230H239V227H240V221H239V219H241V216L239 215V213H238V211H239V209L242 207H238L239 209H237L236 207H234V206H237V205H235V203L234 202H232V204L230 205V206H228V210H225L224 208V210L226 211V212H228V213H225V214H232V216L230 215V218L228 217V218H223V220L224 221H227L229 224H231V226H230V231H229V233H228V235H225V234H223V231H221V229H219V228H216L217 227V225H215V222L214 221H212L214 218H212V216H211V218L210 219H208L209 221L206 223V225L204 224L203 225V223H202V226H204V227H202L201 226V229L203 228V231H204V233H205V235L206 236H208L209 238H207L206 240V242H202V241H200L198 238H196V237H194L193 235L194 234H196L195 232V230H198V229H200V227L198 228V229H196V228H194L195 227V225L193 226V227H189L188 229L186 228L185 230H183V228L181 227V228H179V227H177V228H173V227H162V224L160 223L161 221L160 220H158V221H160V222H158V226H157V224H156V227H151L150 225H148V224H144L145 223V221H144V225L145 226H140V224L138 225V219L139 220H141L142 218H140V217H137V220L135 219L136 218V216L138 215L137 213L139 212V215H140V213H141V215L143 216V212L145 211V210H149L148 209V207L150 208L151 206H148L147 208H146V206L147 205H145V202H146V198H144L145 199V201H144V199L142 200V198H143ZM153 197V196H152ZM18 198V197H17ZM38 198V197H37ZM37 198H35V199H37ZM94 198V197H93ZM92 198V199H93ZM235 198H237V197H234L233 199H235ZM42 199V198H41ZM49 199V198H48ZM51 199H54V198H51ZM64 199V198H63ZM89 199V200H90ZM148 199V200H149ZM153 199V198H152ZM204 200H205V198H203ZM24 200V199H23ZM47 200V199H46ZM147 200V201H148ZM237 200V199H236ZM33 201H34V199H33ZM37 201H40V200H37ZM43 201H44V199H43ZM49 201H51V200H49ZM72 201H73V199H72ZM150 201V200H149ZM223 201V200H222ZM34 202H36V201H34ZM56 201H54V203H55ZM61 202V201H60ZM68 202V201H67ZM153 202H154V200H153ZM152 202V200H151V203H153ZM239 202H241V201H239ZM32 202L30 201V204H31ZM46 203V202H45ZM69 203V202H68ZM67 203V204H68ZM151 203H150V205H151ZM237 203V202H236ZM48 204V203H47ZM53 206H51V208H54V204L53 203H51ZM58 203H55V205H57ZM67 204H64V205H66L65 207L67 208ZM147 204H149V203H147ZM154 204V203H153ZM181 205H179V207H180V211L182 210V208L183 207H187V205L185 206H182L183 204L182 203H180ZM240 204V203H239ZM33 205V204H32ZM43 205H44V203H43ZM49 205V204H48ZM63 205V204H62ZM63 205V206H64ZM76 205V204H75ZM86 205V204H85ZM85 205H84V207H79L78 209H79V212L81 213V215L80 216H82V217H84V212H86V211H83V210H85L84 208H85ZM155 205V204H154ZM243 205V204H242ZM47 206V205H46ZM73 206V205H72ZM72 206H70V205H68V208H71ZM157 206V205H156ZM155 206V207H156ZM246 206V205H245ZM37 207V206H36ZM43 207H45V206H43ZM58 207L59 206H57L56 208L58 209ZM75 207V206H74ZM77 207V206H76ZM75 207V208H76ZM154 207V206H153ZM170 207H172V206H170ZM178 207V206H177ZM178 207V208H179ZM62 208V207H61ZM66 208H64L65 209V213H66V211L68 210H66ZM82 208H83V210H82ZM168 207H166L165 209H167ZM184 208V209H185ZM189 208V207H188ZM216 208V207H215ZM63 209V210H64ZM72 209H73V207H72ZM81 209V210H80ZM151 209V208H150ZM245 209V210H246ZM252 209H254V210H252ZM39 210V209H38ZM86 210H87V207H86ZM152 210V209H151ZM150 210V211H151ZM155 211L157 210V209H154ZM177 210H179V209H177ZM196 210V209H195ZM212 211H209V213H211V214H213V213H215L216 211L212 208L211 209ZM217 210V209H216ZM223 210V211H224ZM241 210V209H240ZM244 210V211H245ZM52 211H54L53 209H52ZM60 211V210H59ZM122 211H124L125 212V215H122V214H124V212H122ZM176 211V210H175ZM187 212V214L189 215V217L191 218V217H194V215H195V212L196 211H194L193 210V208L192 209H188V210H184L183 212ZM244 211L243 212H241L242 214L244 213ZM47 212V211H46ZM73 212V211H72ZM78 212V214H80ZM88 212V211H87ZM136 213L135 215H134V213ZM152 212H153V210H152ZM207 212V211H206ZM213 212V213H212ZM255 212V211H254ZM69 213V212H68ZM91 213V212H90ZM93 213V212H92ZM155 213V212H154ZM157 213H158V211H157ZM175 213V212H174ZM179 214H181V212H178ZM208 213V212H207ZM256 213V212H255ZM35 214V213H34ZM62 214L63 215H65L63 212H62ZM73 214H75V213H73ZM88 214L89 213H87V217H88ZM200 214V213H199ZM223 214V213H222ZM55 215H58V213H56ZM59 215H61V214H59ZM77 215V214H76ZM111 215V214H110ZM110 215H109V217H110ZM138 215V216H139ZM145 215V214H144ZM187 215V216H188ZM215 215V214H214ZM220 215V214H219ZM255 215V214H254ZM255 215V216H256ZM263 215V214H262ZM37 216V215H36ZM51 216V215H50ZM66 216V215H65ZM79 216V217H80ZM141 216V217H142ZM157 216V215H156ZM197 216V215H196ZM207 216V215H206ZM205 216V217H206ZM59 217V216H58ZM69 218H70V216H68ZM90 217H91V215H90ZM89 217V218H90ZM94 214H93V221H95V219H94ZM145 217V216H144ZM143 217V218H144ZM240 217V218H239ZM243 217V216H242ZM253 217V216H252ZM50 218V217H49ZM51 218H52V216H51ZM54 218H56V217H54ZM60 218H62V217H60ZM77 217H75V219H76ZM208 218V217H207ZM83 219V218H82ZM81 219V217H80V221L82 220ZM85 219H86V217H85ZM155 219V218H154ZM184 219H187V218H184ZM199 219V218H198ZM212 219V220H211ZM244 219H246V216H245V218ZM256 219V218H255ZM254 219V220H255ZM27 220V219H26ZM35 220V219H34ZM33 220V221H34ZM63 220V222H64V219H62ZM69 220V219H68ZM90 220V219H89ZM142 220H144V219H142ZM162 220V219H161ZM189 219H187L186 221H188ZM201 220V219H200ZM199 220V221H200ZM222 220V221H223ZM242 220V219H241ZM256 220H258V219H256ZM58 221V220H57ZM86 221V220H85ZM84 221V222H85ZM88 221V220H87ZM157 221V220H156ZM163 221V220H162ZM190 221V220H189ZM202 221V220H201ZM27 222L29 223V221L27 220ZM52 222H53V220H52ZM55 223H57L56 221H54ZM92 222V221H91ZM140 222V221H139ZM212 222H214V223H212ZM256 222V221H255ZM88 223V222H87ZM96 223V222H95ZM159 223H160V225H159ZM185 223V222H184ZM222 223V222H221ZM221 223H219V224H221ZM226 223V222H225ZM61 224H63V223H61ZM108 224H106V225H108ZM153 224V223H152ZM178 224V223H177ZM188 224V223H187ZM217 224V223H216ZM82 225V224H81ZM88 225V224H87ZM164 225V224H163ZM170 225V224H169ZM222 225V224H221ZM51 226V225H50ZM50 226H48V227H50ZM62 226V225H61ZM93 226V225H92ZM95 226V225H94ZM93 226V227H94ZM101 227L103 226V225H100ZM216 226V227H215ZM88 227H89V225H88ZM176 227V226H175ZM29 229H30V227H28ZM221 228V227H220ZM228 228V227H227ZM200 229V230H201ZM24 230H25V227H24ZM45 230H46V228H45ZM48 230V229H47ZM26 231V230H25ZM225 231V230H224ZM42 233V232H41ZM44 234H45V232H44ZM46 235H47V232H46ZM199 235V234H198ZM223 235H225V237H230V239H227V238H225ZM20 236V235H19ZM42 236V235H41ZM205 236V237H206ZM234 237H236V239L234 238ZM44 238H45V236H44ZM234 238V239H233ZM33 239H37V238H33ZM200 239H202V238H200ZM234 240V241H233ZM235 240H237V241H235ZM250 240V239H249ZM37 241H40V240H37ZM44 242H45V240H43ZM36 242V241H35ZM243 242V243H242ZM248 242V241H247ZM252 242V241H251ZM248 243H250V241L248 242ZM248 243H246V244H248ZM259 243V242H258ZM33 244V243H32ZM36 244V243H35ZM44 244L45 243H43V246H44ZM249 245V244H248ZM252 245V244H251ZM255 245V244H254ZM253 245V246H254ZM256 245H257V243H256ZM35 246V245H34ZM250 246V245H249ZM36 247V246H35ZM39 247V246H38ZM67 247V248H66ZM243 247H245V246H243ZM248 247V246H247ZM252 247V246H251ZM250 247V248H251ZM262 247H263V245H262ZM33 248V247H32ZM66 248V249H65ZM254 248V247H253ZM40 249H41V247H40ZM237 249H239V248H237ZM260 249V248H259ZM66 250V251H65ZM234 250H235V253H234ZM264 250V249H263ZM38 251V250H37ZM36 251V252H37ZM241 251V250H240ZM259 251V250H258ZM261 251H262V249H261ZM237 252H239V251H237ZM262 252H264V251H262ZM38 253V252H37ZM234 253V254H233ZM27 254H29L28 252H27ZM29 255V256H30ZM261 255V254H260ZM199 257V258H200ZM256 257V256H255ZM59 259V260H57V261H55V262H51V260H56V259ZM233 258H235V259H233ZM256 258H258V257H256ZM237 259V260H236ZM241 259V258H240ZM26 261H28L27 259H26ZM30 261H28V262H30ZM33 263V262H32ZM34 264V263H33ZM195 264H197V263H195ZM243 264V263H242Z\"/></svg>",
  "mask_w": 264,
  "mask_h": 264
}]
</instances>
